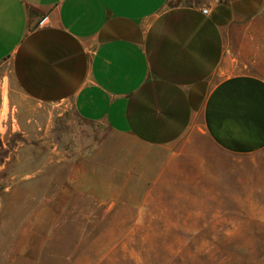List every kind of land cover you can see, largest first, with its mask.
I'll list each match as a JSON object with an SVG mask.
<instances>
[{
	"label": "crops",
	"instance_id": "obj_1",
	"mask_svg": "<svg viewBox=\"0 0 264 264\" xmlns=\"http://www.w3.org/2000/svg\"><path fill=\"white\" fill-rule=\"evenodd\" d=\"M263 8L264 0H0V115L9 116L0 147L3 124L9 136H35L21 120L69 106L107 130L90 149L92 172L130 184L133 199L181 160L204 166L205 143L236 156L263 149L264 77L235 72L245 24Z\"/></svg>",
	"mask_w": 264,
	"mask_h": 264
},
{
	"label": "rangeland",
	"instance_id": "obj_2",
	"mask_svg": "<svg viewBox=\"0 0 264 264\" xmlns=\"http://www.w3.org/2000/svg\"><path fill=\"white\" fill-rule=\"evenodd\" d=\"M245 25L235 72L264 77V8ZM50 111L20 121L35 136L1 127L0 264H264V148L236 156L205 143L204 166L181 160L133 199L130 184L92 172L107 130L69 106Z\"/></svg>",
	"mask_w": 264,
	"mask_h": 264
},
{
	"label": "built area",
	"instance_id": "obj_3",
	"mask_svg": "<svg viewBox=\"0 0 264 264\" xmlns=\"http://www.w3.org/2000/svg\"><path fill=\"white\" fill-rule=\"evenodd\" d=\"M203 12L206 13V12H207V9L204 8V9H203ZM47 19H48V16H47V15L43 16V17L38 21V24H39V25H43V24H45L46 21H47Z\"/></svg>",
	"mask_w": 264,
	"mask_h": 264
}]
</instances>
